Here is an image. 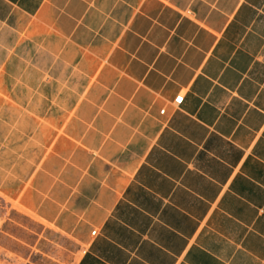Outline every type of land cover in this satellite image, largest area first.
Masks as SVG:
<instances>
[{
    "label": "crops",
    "instance_id": "1",
    "mask_svg": "<svg viewBox=\"0 0 264 264\" xmlns=\"http://www.w3.org/2000/svg\"><path fill=\"white\" fill-rule=\"evenodd\" d=\"M0 195L74 264H264V0H0Z\"/></svg>",
    "mask_w": 264,
    "mask_h": 264
},
{
    "label": "rangeland",
    "instance_id": "2",
    "mask_svg": "<svg viewBox=\"0 0 264 264\" xmlns=\"http://www.w3.org/2000/svg\"><path fill=\"white\" fill-rule=\"evenodd\" d=\"M76 243L0 195V264H74Z\"/></svg>",
    "mask_w": 264,
    "mask_h": 264
},
{
    "label": "built area",
    "instance_id": "3",
    "mask_svg": "<svg viewBox=\"0 0 264 264\" xmlns=\"http://www.w3.org/2000/svg\"><path fill=\"white\" fill-rule=\"evenodd\" d=\"M181 100H182V97L178 95L172 100V103L173 105L177 106L180 104ZM162 112H163L162 110L159 111L160 114H162ZM91 234H93V232H91Z\"/></svg>",
    "mask_w": 264,
    "mask_h": 264
}]
</instances>
